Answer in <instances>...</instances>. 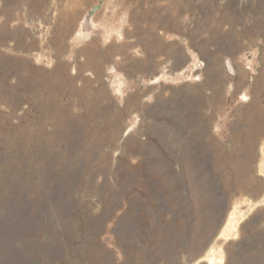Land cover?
Returning <instances> with one entry per match:
<instances>
[{"label": "rangeland", "instance_id": "374dc122", "mask_svg": "<svg viewBox=\"0 0 264 264\" xmlns=\"http://www.w3.org/2000/svg\"><path fill=\"white\" fill-rule=\"evenodd\" d=\"M45 219L48 264H264V0H0V264Z\"/></svg>", "mask_w": 264, "mask_h": 264}, {"label": "trees", "instance_id": "16d2710c", "mask_svg": "<svg viewBox=\"0 0 264 264\" xmlns=\"http://www.w3.org/2000/svg\"><path fill=\"white\" fill-rule=\"evenodd\" d=\"M51 208H48L47 210L50 211ZM48 220L45 219L43 221V226L41 231L38 234H35L34 236L37 238V240L40 242V249L38 253H29V256L34 260L35 264H48L46 257V251H48L51 246H49L48 241L46 239V234L51 230H56L58 228L48 224ZM56 223L60 224L59 221H56ZM62 260L64 264H66L67 258L65 255L62 256ZM55 260H52V262ZM32 263V262H31Z\"/></svg>", "mask_w": 264, "mask_h": 264}, {"label": "bare ground", "instance_id": "6f19581e", "mask_svg": "<svg viewBox=\"0 0 264 264\" xmlns=\"http://www.w3.org/2000/svg\"><path fill=\"white\" fill-rule=\"evenodd\" d=\"M83 1H86V0H68V3L73 4L74 6H77L80 3H83Z\"/></svg>", "mask_w": 264, "mask_h": 264}]
</instances>
